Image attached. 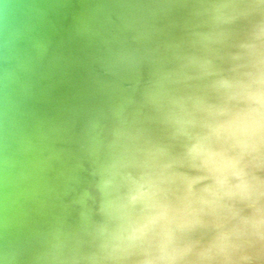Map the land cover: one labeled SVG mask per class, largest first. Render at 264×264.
<instances>
[{"label": "clouds", "instance_id": "1", "mask_svg": "<svg viewBox=\"0 0 264 264\" xmlns=\"http://www.w3.org/2000/svg\"><path fill=\"white\" fill-rule=\"evenodd\" d=\"M222 84L225 87L229 86L228 81H223ZM241 87L245 89L244 98L251 105L242 126L244 143L255 150L264 144V69H258L253 74L251 85ZM224 127L225 125L212 126L210 131L216 134ZM213 156L214 154L209 153L206 148L196 144L187 150L180 162L212 176L217 171ZM176 162L174 159L157 161L151 171L142 177V182L137 184L129 204L135 206L137 203H142L147 211L142 210L139 218L130 226L128 236L130 241L138 242L149 238L170 216L180 210L178 201L170 199L168 195L170 183L176 176L182 175L174 170L173 165ZM195 182L186 178L185 191L191 192ZM203 191L208 192L210 188L206 187ZM139 264H147V262L141 261Z\"/></svg>", "mask_w": 264, "mask_h": 264}]
</instances>
